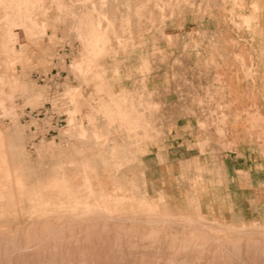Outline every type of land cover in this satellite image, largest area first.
I'll use <instances>...</instances> for the list:
<instances>
[{
	"label": "rangeland",
	"instance_id": "rangeland-1",
	"mask_svg": "<svg viewBox=\"0 0 264 264\" xmlns=\"http://www.w3.org/2000/svg\"><path fill=\"white\" fill-rule=\"evenodd\" d=\"M234 8L239 0L0 1L10 172L0 173V264H264V225L170 210L140 183L133 153L124 167L108 150L111 130L134 138L164 112L151 80L175 81V99L185 92L199 108L198 89L182 86L198 79L199 18Z\"/></svg>",
	"mask_w": 264,
	"mask_h": 264
},
{
	"label": "crops",
	"instance_id": "crops-1",
	"mask_svg": "<svg viewBox=\"0 0 264 264\" xmlns=\"http://www.w3.org/2000/svg\"><path fill=\"white\" fill-rule=\"evenodd\" d=\"M239 3L233 13L199 18L198 79L182 85L198 89L199 108L185 92L175 99V81L151 80L150 102L164 106L161 116L134 138L108 135V150L134 166L140 183L156 186L168 209L194 208L235 227L264 225V0ZM0 173L10 177L1 142Z\"/></svg>",
	"mask_w": 264,
	"mask_h": 264
},
{
	"label": "bare ground",
	"instance_id": "bare-ground-1",
	"mask_svg": "<svg viewBox=\"0 0 264 264\" xmlns=\"http://www.w3.org/2000/svg\"><path fill=\"white\" fill-rule=\"evenodd\" d=\"M1 1V0H0ZM28 1V0H27ZM36 14V13H35ZM44 25V24H43ZM17 28V27H16ZM45 28V27H44ZM70 125V124H69ZM157 222H159V226H167L169 223L172 224V222H174V220H172V217H168V218H165V219H159ZM162 223V224H161ZM193 230V229H192ZM200 237V236H199ZM202 239V238H201Z\"/></svg>",
	"mask_w": 264,
	"mask_h": 264
}]
</instances>
